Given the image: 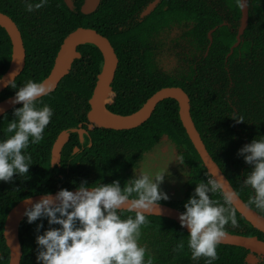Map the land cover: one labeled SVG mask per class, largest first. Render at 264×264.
I'll return each instance as SVG.
<instances>
[{
    "label": "trees",
    "instance_id": "trees-1",
    "mask_svg": "<svg viewBox=\"0 0 264 264\" xmlns=\"http://www.w3.org/2000/svg\"><path fill=\"white\" fill-rule=\"evenodd\" d=\"M219 1L206 0V5L204 0H189L184 3L186 7L182 15L194 19L195 25L191 34L201 43L202 50L206 48L205 44L209 41V30L218 27L213 33L208 55L202 57L198 65L197 75L191 70L190 75L183 74L182 78H178L159 71L152 53L143 47L138 34L124 27L120 30L118 22L123 18L118 5L113 7V32L107 30L102 32L101 28L96 29L109 35L119 55L115 84L131 87L134 90L133 97H127L126 103L135 100L136 104L129 109L126 104L124 113L136 111L150 96L163 87L184 88L191 97L192 117L210 154L236 191L248 203L249 197L254 193L250 187L243 186V181L245 174L251 170V166L246 164L243 157L238 156L237 153L244 144L264 136V0H249V24L242 35L243 40L234 48L228 62L232 71V85L227 81L226 85L231 86L230 97L227 98L221 93V71H223L226 56L236 42L237 32L233 31L232 27L235 26L234 22L239 21L242 12L240 0H225L232 12L230 20L234 25L231 27L224 23L226 20L216 9ZM55 4L56 0H49L46 4L48 6L45 11H48L51 19L42 24L43 29H46L45 33L36 34L34 32L36 23L30 16L31 12L26 11L24 0H0V11L15 20L24 36L27 51L26 67L14 81L18 87L23 86L28 80L40 83L45 79L53 67L63 38L78 26H92L82 15L79 17L72 13L64 3L65 13L56 8ZM105 6V4L102 5L97 15L102 17V21L108 22L107 18L110 15ZM174 11L176 12L177 9ZM81 49L84 54L90 53L91 57L84 56L75 60L70 74L59 83L52 103L44 97L39 98L37 102L38 107H43L44 104L50 106L54 114L44 130L43 139L38 144L30 143L29 145L27 151L32 156V165L28 173L24 177L14 175L11 182L0 181V264L9 262V249L3 235L5 219L11 208L20 200L41 193L78 188L85 182L86 186L91 187L99 183L111 184L119 180L123 188L129 179L135 178L133 169L139 166L144 155L153 151L165 136H168L179 149L184 164L188 168L189 180L183 198H172L167 195L169 199L162 200L160 203L185 211L183 206L194 194L196 184L211 180L201 157L182 125L179 105L175 99L160 102L151 118L134 129L97 128L90 133L93 145H88L89 141H87L82 150L76 153H73V150L76 145L81 147V143L79 133L73 132L71 141L63 148L61 163L52 166V148L58 135L63 130L77 128L80 122L85 121L84 110L89 107L85 103L92 93L96 76L103 64V57L97 46L86 44ZM240 52L242 74L237 77L233 67L239 63L236 59ZM11 54L10 37L0 26V77L9 67ZM15 91L16 89L8 87L0 94V101L14 95ZM120 94L121 91H114L110 101L112 112L117 113L116 101L121 97ZM80 99L82 101H78ZM19 107H22V104L0 117V139L6 138V135H12L7 133V126L14 118V109ZM233 118H243V122L238 123ZM211 198L224 202L221 191L212 194ZM250 206L264 215V211L257 209L254 205ZM232 209L235 212L238 227H232L229 223L225 226V231L248 236L256 235L264 239L263 232L249 223L236 209L233 207ZM128 215L134 217L135 213L124 210L122 218ZM145 219L147 223L141 226L139 243L146 246L147 252L153 258V264H206L204 257H201L198 262L191 259V252L187 246L188 231L175 220L156 215H145ZM37 225L43 226L37 229ZM49 227L47 218H40L32 224L27 223V218L22 221L20 225V239L23 246L21 264H31L34 261L31 259L32 254L40 250L36 244V237L43 235ZM181 244L183 248L179 247ZM216 250L218 259L213 261V264H251L248 262L251 251L244 247L219 243Z\"/></svg>",
    "mask_w": 264,
    "mask_h": 264
},
{
    "label": "clouds",
    "instance_id": "clouds-1",
    "mask_svg": "<svg viewBox=\"0 0 264 264\" xmlns=\"http://www.w3.org/2000/svg\"><path fill=\"white\" fill-rule=\"evenodd\" d=\"M24 2L26 11L33 12L44 7L48 0ZM15 75L10 74L5 86L16 89L12 103H22V107L14 109V118L8 123L7 133L12 135L0 139L2 182H11L14 175L26 176L32 165L29 145L43 139L54 114L47 104L37 106L39 98L48 95L50 88L32 80L18 87ZM233 120L243 122V118ZM237 155L251 166L243 181V186L254 193L248 203L264 211V136L244 144ZM175 159L184 163L181 155ZM167 168L168 164L155 169L134 168L133 172L138 170L139 175L129 179L123 188L119 180L91 187L85 182L75 192L61 189L54 197L46 193L34 204L26 199L25 203L31 204L24 211L27 223L47 218L50 225L60 226L36 237L40 249L37 264H153L146 246L139 243L141 226L147 223L146 211L157 209L160 201L169 199L160 190ZM218 191H222V183L217 180L196 184L194 194L183 206L185 211L178 217L180 226L188 229L187 246L193 261L204 257L206 264H213L218 259L217 245L226 234L225 226L230 223L238 227L231 207L233 196H225L221 203L211 198ZM124 210L134 212L135 216L122 218ZM42 226L37 225V229ZM179 247L183 248V244Z\"/></svg>",
    "mask_w": 264,
    "mask_h": 264
},
{
    "label": "water",
    "instance_id": "water-1",
    "mask_svg": "<svg viewBox=\"0 0 264 264\" xmlns=\"http://www.w3.org/2000/svg\"><path fill=\"white\" fill-rule=\"evenodd\" d=\"M71 6L69 0H66ZM241 1V26L237 41L232 46L231 55L234 48L237 47L242 40L248 24H249V0ZM99 0H86L83 5V12L90 13L97 8ZM155 6L152 4L146 11L149 13ZM0 26L3 27L8 33L12 43L11 61L7 71L3 74V80H0V94L8 88L5 82L10 79V74L15 73V79L23 72L26 65V48L22 33L17 26L16 22L6 13L0 11ZM218 28V27H217ZM214 28L210 31V38L213 40V32L217 29ZM84 44H93L98 47L103 57V64L101 71L98 74L97 83L94 88L92 97L90 99V108L88 109L89 130H94L97 126L101 128H109L114 130H129L141 126L148 121L157 105L166 99H175L179 105V116L184 129L192 141L195 149L202 159L203 165L207 169L211 180H217L222 183V193L225 196L232 195L231 206L236 209L249 223L255 228L264 233V215L250 206L236 191L229 178L226 176L220 165L214 160L210 154L200 131L198 130L191 113V99L189 94L181 86H167L157 90L150 96L144 104L136 111L129 114L114 113L110 110V101L114 96V91H129L116 86L114 84L116 70L119 64V58L111 41L98 30L94 28L79 27L70 32L61 44V47L56 55L53 68L49 75L41 82L46 87L50 88L48 95L43 96L50 103L53 102L54 93L63 80V78L70 73L72 63L77 58L81 57L78 47ZM228 55V56H229ZM40 82V83H41ZM14 95H11L0 101V117L9 112L13 108L21 104H13L12 100ZM122 96V94H121ZM42 98V97H41ZM76 131L81 136L86 132L84 128H70L63 130L57 137L52 148V166L59 165L62 160V152L64 146L70 140V132ZM169 140L168 136L163 137ZM176 147V146H175ZM177 151V148H175ZM79 148L76 147L75 151ZM78 188H70L67 190L75 192ZM60 191L51 192L54 197ZM46 193H41L33 196L26 197L15 204L5 219L3 235L6 245L9 249V262L8 264H21L23 257V247L20 240V225L26 218L24 216L25 208L30 207L31 204H26L25 200L30 199L31 203L38 202ZM184 211L170 206L168 204L160 203L157 209L146 211L145 215H156L167 217L175 220L180 224L178 217ZM188 231L186 227H184ZM225 236L221 239V244H228L240 246L251 251L248 257V262L253 264L258 261L256 255L264 257V240L258 236H248L243 234L232 233L225 231ZM1 255V253H0Z\"/></svg>",
    "mask_w": 264,
    "mask_h": 264
},
{
    "label": "flooded vegetation",
    "instance_id": "flooded-vegetation-1",
    "mask_svg": "<svg viewBox=\"0 0 264 264\" xmlns=\"http://www.w3.org/2000/svg\"><path fill=\"white\" fill-rule=\"evenodd\" d=\"M61 1L70 9V11L72 13L76 14L79 17H80V15H82L83 18L87 19L88 23L92 26L86 27V28H94V29L101 28L102 32L105 30H107L108 32H113V26H114V21L112 20V14H113V10H114L113 7H114V5H118L119 6L118 9H120L122 11V18H123L120 22H118V24H120L119 25L120 30H122L124 27V28L129 29L132 32L137 33L138 36L141 38V43H142L143 47L152 53V56L154 58V61L157 65L159 71H164L166 74L171 75V76H176L178 78H182L183 74H185L186 76L190 75L191 70L196 72L195 75L198 74V65H199L200 61L202 60V57H206L208 55L209 50H210V46H211L212 41H213L210 38V31L212 29L209 30V32H208L209 41L207 44H205L206 48L204 50H202L201 43H199L198 40H195L193 38V35L191 34V30L195 25L194 19L189 17V16L182 15V13H184V8L186 7L184 5V3H185V1H189V0H184V1L183 0H180V1H178V0H99L97 8L90 13H84L83 12V5L85 4L86 0H69V2L71 3V6L67 3L66 0H61ZM61 1L56 0L55 7L59 8V10H61L62 13H65L66 8L63 6V3H61ZM34 2H38V0H34ZM48 2H49V0H48ZM154 3H155L154 8L149 13H147L146 11ZM103 4L106 5L105 8L109 13L108 15H110L107 18L108 22L102 21V17L100 15H97L99 9L102 7ZM204 4L206 5V0H204ZM240 5H241V1H240ZM47 6L48 5H45L44 7L40 8L39 10H35V11L31 12V14H30V16L34 19V21L36 23V25H35L36 27H34V32H36V34L45 33L46 29L45 28L43 29V25H44L43 23L49 22L51 19V17L48 16V11H45ZM216 6H217L216 9H218V11L221 13V16L223 17V19L226 20L224 22L225 24H228L229 26L232 27L235 23V26L232 28H233V31L237 32V34H236V41H237V35L239 34V28L241 26V20H240L241 17H240L239 21H236L234 23L231 22L230 19L232 18V12L230 11V7L225 0H222V1L220 0ZM176 9H177V11L175 12L174 10H176ZM18 18L22 19L24 17H22V18L18 17ZM17 26H18V24H17ZM97 26H100V27H97ZM79 27H85V26H78L77 28H79ZM74 30H72V31H74ZM96 30H98V29H96ZM58 32H61V31H58ZM102 32H100V33L102 35L106 36L111 41L110 37H108L109 35L102 33ZM21 33H22V31H21ZM114 34H116V33H114ZM22 37L24 40L23 33H22ZM65 37L63 38V41H64ZM111 43H112V41H111ZM24 45H25V42H24ZM84 45H86V44H84ZM84 45H80L78 47V51L81 53V57L77 58V59H81L84 56L91 57L90 53L84 54V51L81 49L82 46L84 47ZM112 45H113V43H112ZM167 45H169L170 48L173 47V49H174L173 54L177 56L176 61L179 62V63H176L177 68H173V70L164 66L163 63H161V59H160L161 56L163 55L162 54L163 49ZM115 51H116V48H115ZM116 53H117V51H116ZM117 55H118V53H117ZM228 55H229V53H228ZM228 55L226 56L223 71H221L222 80L220 81V85H221L220 88L222 90L221 93L226 98L230 97L229 95L231 92V86L226 85L227 81H229V84L232 85V80H231L232 79V71H231L230 67L228 66L229 58L231 57L232 54L229 56ZM26 57H27V51H26ZM118 58H119V55H118ZM236 60H238L239 63L237 64L238 66L235 64V66L233 67V71L237 73V77H238L242 74V70L240 67V65H242V54H241V52L239 53L238 59H236ZM54 62H55V60H54ZM74 62H75V60H74ZM74 62L72 63L71 70L73 68ZM236 63H237V61H236ZM118 66H119V64H118ZM25 67H26V65H25ZM117 69H118V67H117ZM71 70H70V72H71ZM98 74L96 76V83H97ZM115 76H116V74H115ZM96 83H95V86H96ZM114 84H115V80H114ZM95 86L93 87V90H92L90 97L88 98L87 102L85 103V104L89 105V107L88 108L86 107L84 110L85 111V121L80 122L79 126L77 127V128H84L86 130V132L83 134V136H81L79 134L81 147L76 145L75 148L78 147L79 150L75 151V148H74L73 153L80 152L82 150L83 146L87 143V141H89L88 145H93V141H92V137H91L90 133L92 131L96 130L97 128H101L98 126L94 130H89V128H88L90 122L88 120L87 111L90 108V99L92 97ZM116 86H118L120 88L131 90V92H129V91L123 92L122 91L121 92L122 96L119 99H117V101H116V106L118 108L117 113L126 114V113H124L125 112L124 110L126 109L125 105L127 104L128 109H129L130 107H132L136 104L135 100L128 101L126 103L127 97H133L134 90L131 87H123L120 84H118ZM77 96L80 98V94H78ZM81 97L83 98V96H81ZM190 99H191V97H190ZM78 101H82V100L80 99ZM80 104H82V102ZM110 105H112V104H110ZM106 129H109V128H106ZM74 132H76V131H74ZM72 133H73V131L70 132V137H69L70 140L68 142L71 141V134ZM165 141H168L170 143L172 142L168 139L165 140L164 138H162L161 141L154 147L153 150H155L161 144H164ZM151 152L146 153L144 155L143 159L139 162V166H138L139 168H141L140 164H142L146 160L147 154H150ZM187 173H188V168H187ZM134 175L135 176L139 175L138 170L136 173H134ZM188 180H189V175H187V176L185 175L183 187H180L177 191L176 190H174V191L170 190L166 187H164V189H160V190L172 198H183L185 196V192L187 190L186 184H187ZM58 227H60V226L59 225H50L49 229L50 228H58ZM262 240H264V239H262ZM36 254L37 253L32 254L31 259L34 261L31 262V264L36 263ZM256 256H257L256 259H258L256 264H260V263L264 264V257H262V256L259 257L258 255H256Z\"/></svg>",
    "mask_w": 264,
    "mask_h": 264
},
{
    "label": "rangeland",
    "instance_id": "rangeland-1",
    "mask_svg": "<svg viewBox=\"0 0 264 264\" xmlns=\"http://www.w3.org/2000/svg\"><path fill=\"white\" fill-rule=\"evenodd\" d=\"M173 47L170 48L167 45L162 52L161 63L167 68L173 70L176 67V63H179L177 56L173 54ZM175 147L173 142L165 141L164 144H161L150 154H147L146 160L140 164L141 168L144 169H155L160 166H167V174L165 175L164 182L160 185V189L164 187L170 190H178L180 187H183L185 180V173H187V167L184 164H180L175 156L181 155L179 149ZM171 161V162H170ZM170 162V163H169Z\"/></svg>",
    "mask_w": 264,
    "mask_h": 264
},
{
    "label": "bare ground",
    "instance_id": "bare-ground-1",
    "mask_svg": "<svg viewBox=\"0 0 264 264\" xmlns=\"http://www.w3.org/2000/svg\"><path fill=\"white\" fill-rule=\"evenodd\" d=\"M115 113V112H114Z\"/></svg>",
    "mask_w": 264,
    "mask_h": 264
}]
</instances>
